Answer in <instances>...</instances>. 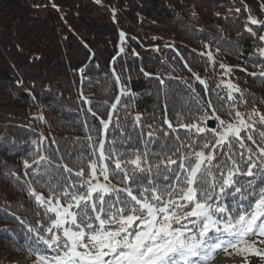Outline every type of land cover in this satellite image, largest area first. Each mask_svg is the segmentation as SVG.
I'll return each instance as SVG.
<instances>
[{
  "label": "snow or ice",
  "instance_id": "6c2138e0",
  "mask_svg": "<svg viewBox=\"0 0 264 264\" xmlns=\"http://www.w3.org/2000/svg\"><path fill=\"white\" fill-rule=\"evenodd\" d=\"M261 23L249 14L244 31L264 41L249 26ZM258 53L264 57V47ZM199 55L215 64L211 51ZM253 66L264 78V63ZM184 67L204 96L181 78L185 93L165 88L163 115L150 117L153 124L132 114L134 94L113 69L119 93L107 119L88 107L99 127H88L86 147L72 166L59 148L55 159L44 154L50 152L44 137L33 141L37 149L31 162L24 161L22 186L41 212L27 229L29 264H208L218 251L238 245H244L238 251L264 257L254 247L264 239L249 245L252 237L264 238V113L247 110L249 99L231 79L210 87L188 63ZM219 67L231 75L232 68ZM10 175L21 182L17 173Z\"/></svg>",
  "mask_w": 264,
  "mask_h": 264
},
{
  "label": "trees",
  "instance_id": "16d2710c",
  "mask_svg": "<svg viewBox=\"0 0 264 264\" xmlns=\"http://www.w3.org/2000/svg\"><path fill=\"white\" fill-rule=\"evenodd\" d=\"M50 1L35 5L31 0H0V106L27 111L22 115L0 110V229H9L0 231V264L30 252L27 229L35 226L41 212L22 186L24 161L31 162L37 149L33 141L44 137L43 147L50 150L44 154L55 159L59 148L64 162L72 166L86 147L88 127H99L88 107L107 119L119 93L113 69L134 94L130 111L142 114L144 124L162 118L165 88L185 93L181 78L192 81L204 96L185 63L210 87L221 78L231 79L249 99L247 110L264 113V78L253 66L264 63L258 53L264 41L244 31L249 14L264 22V0H104L115 5L119 28L93 16L88 4ZM249 26L257 37L264 35V23ZM207 51L215 64L199 55ZM220 64L232 68L230 76L222 75ZM253 72L257 75H249ZM12 172L20 175V183Z\"/></svg>",
  "mask_w": 264,
  "mask_h": 264
},
{
  "label": "rangeland",
  "instance_id": "374dc122",
  "mask_svg": "<svg viewBox=\"0 0 264 264\" xmlns=\"http://www.w3.org/2000/svg\"><path fill=\"white\" fill-rule=\"evenodd\" d=\"M48 1H50V0H46V2H48ZM73 1H78V2H82L84 4H88L90 6L91 14L95 17L96 16L100 17V18L103 17L107 21H111L113 19L112 15H106L103 12V10H101L99 7L100 5L110 4L111 2H105L104 0H73ZM35 2L38 3V1L33 0V1H31V4H36ZM38 4H40V3H38ZM110 5H113V4L111 3ZM44 12L45 11H42L41 14H44ZM114 17L118 18V23L117 24L115 22L114 23L117 25V27H119L121 24L119 22V17L117 14ZM120 32L123 33L122 30H120ZM172 36L173 35L170 34V37H172ZM0 110H2L4 112H8V113H19L22 115L27 114V111H23V110L16 111V110H12L8 107H3V106H0ZM259 112H261V111H259ZM259 239H264V238L252 237V239L249 241V245L252 244V241H258ZM243 247H244V245H238L237 249H241ZM254 247H256L259 250H261L262 252H264V244L256 243L254 245ZM237 249L229 248L227 250V252H225L223 250L218 251L217 254H215V256L208 262V264H214V263H218V264H264V257L253 255V254H251V252L238 251ZM33 258L34 257L30 256V252L23 253V254L21 253V254L15 255L9 264H29V261Z\"/></svg>",
  "mask_w": 264,
  "mask_h": 264
},
{
  "label": "built area",
  "instance_id": "2783aa9c",
  "mask_svg": "<svg viewBox=\"0 0 264 264\" xmlns=\"http://www.w3.org/2000/svg\"><path fill=\"white\" fill-rule=\"evenodd\" d=\"M102 10L106 15H112L113 19L111 21L115 22L116 24L118 23V18L114 17V6H110L109 4L102 5Z\"/></svg>",
  "mask_w": 264,
  "mask_h": 264
},
{
  "label": "bare ground",
  "instance_id": "6f19581e",
  "mask_svg": "<svg viewBox=\"0 0 264 264\" xmlns=\"http://www.w3.org/2000/svg\"><path fill=\"white\" fill-rule=\"evenodd\" d=\"M31 1H33V0H31ZM34 1H35V0H34ZM36 1L39 2V1H42V0H36ZM44 1H45V0H44ZM33 3H34V2H33ZM35 3H37V2H35ZM40 3H41V2H40ZM48 3H49V2H48ZM110 4H111V3H110ZM110 4H109V5H110ZM35 5H37V4H35ZM110 6H115V5H110ZM99 7H100V9L102 10V5H100ZM114 13H115L114 16H116V10H114ZM118 28H119V27H118ZM214 262H215V261H214ZM219 262H220V261H219ZM214 264H218V263H214Z\"/></svg>",
  "mask_w": 264,
  "mask_h": 264
},
{
  "label": "water",
  "instance_id": "95a60500",
  "mask_svg": "<svg viewBox=\"0 0 264 264\" xmlns=\"http://www.w3.org/2000/svg\"><path fill=\"white\" fill-rule=\"evenodd\" d=\"M210 124H212L213 122L212 121H209ZM214 126V125H213Z\"/></svg>",
  "mask_w": 264,
  "mask_h": 264
}]
</instances>
